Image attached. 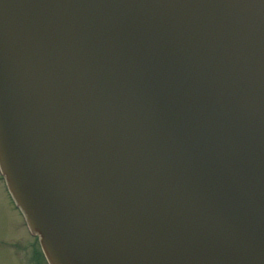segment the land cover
Wrapping results in <instances>:
<instances>
[{
  "label": "water",
  "instance_id": "water-1",
  "mask_svg": "<svg viewBox=\"0 0 264 264\" xmlns=\"http://www.w3.org/2000/svg\"><path fill=\"white\" fill-rule=\"evenodd\" d=\"M0 170L48 264H264V0H0Z\"/></svg>",
  "mask_w": 264,
  "mask_h": 264
},
{
  "label": "rangeland",
  "instance_id": "rangeland-1",
  "mask_svg": "<svg viewBox=\"0 0 264 264\" xmlns=\"http://www.w3.org/2000/svg\"><path fill=\"white\" fill-rule=\"evenodd\" d=\"M22 222L0 179V264H36V245Z\"/></svg>",
  "mask_w": 264,
  "mask_h": 264
},
{
  "label": "trees",
  "instance_id": "trees-1",
  "mask_svg": "<svg viewBox=\"0 0 264 264\" xmlns=\"http://www.w3.org/2000/svg\"><path fill=\"white\" fill-rule=\"evenodd\" d=\"M36 262V261H35ZM37 263V262H36Z\"/></svg>",
  "mask_w": 264,
  "mask_h": 264
}]
</instances>
